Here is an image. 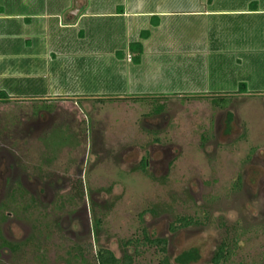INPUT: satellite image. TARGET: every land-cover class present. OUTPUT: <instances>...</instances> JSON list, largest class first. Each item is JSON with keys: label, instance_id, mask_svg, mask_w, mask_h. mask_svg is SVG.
Masks as SVG:
<instances>
[{"label": "rangeland", "instance_id": "1", "mask_svg": "<svg viewBox=\"0 0 264 264\" xmlns=\"http://www.w3.org/2000/svg\"><path fill=\"white\" fill-rule=\"evenodd\" d=\"M236 2L233 6L242 5ZM223 18L226 33L219 31L221 38L218 34L210 39L204 19L194 23L207 36V51L193 56L203 76L198 83L209 93L224 86L236 93L243 81L248 94L219 99H177L169 94L132 103L114 98L99 105L77 101L74 106L70 100H0V172L5 180L0 184V214L9 213L0 230L21 247L12 253L3 250L0 264H94L93 253L99 248L120 257L121 243L134 239L141 228L152 237L168 239L171 264L191 248L199 258L190 264H210L218 243L237 233L241 241L225 264H264V48L250 54V48H219L233 43L238 48L244 38L235 20L230 19L232 28L227 31L224 24L230 22ZM245 24L248 43L254 27L264 37V19L250 18ZM178 36L183 44L194 41L180 30ZM252 42L264 44L262 37ZM224 48V53H217ZM169 74L168 93L176 85L190 89ZM111 83L108 92L120 89ZM217 105L237 116L238 135L218 141L222 146H195L194 130L200 132L210 123ZM158 111L169 112L168 128L155 122L154 133L148 135L142 121ZM152 137L157 143L177 145L168 147L177 153L161 160L165 146H144ZM142 157L147 160L144 173L138 165ZM237 177L240 189L234 191ZM78 181L82 195L74 191ZM34 185L48 189L40 199L31 194ZM18 188L30 192L18 200ZM9 191L14 203H8ZM176 216L198 218L204 224L170 234L165 229ZM91 219L99 220L93 238ZM126 254L133 256L132 264H157L152 248L128 247Z\"/></svg>", "mask_w": 264, "mask_h": 264}, {"label": "crops", "instance_id": "2", "mask_svg": "<svg viewBox=\"0 0 264 264\" xmlns=\"http://www.w3.org/2000/svg\"><path fill=\"white\" fill-rule=\"evenodd\" d=\"M235 1L0 0V92L9 101L70 100L73 106L77 101L99 105L114 98L132 103L163 99L169 94L177 99L248 94L243 81L238 87L243 84L244 93L228 90L223 82L218 91L206 92L202 82L198 83L203 77L197 70L201 66L196 68L198 62L193 60L194 54L207 51V36L194 25L195 21L200 24V19L208 26L210 39L218 38L219 31L226 33L220 18L237 23L244 37L242 46L236 48L233 43L219 48H245V52L250 48L249 54L252 49L264 48V44L252 42L261 37L264 42L262 34L254 32L255 27L248 33L253 36L249 43L245 38V21L264 19V0H238L242 5L237 7L233 6ZM224 26L227 31L232 28L231 22ZM179 30L194 41L183 44ZM143 31L148 36L140 39ZM137 42L141 53L138 64H134L129 45ZM225 48L217 49V53H224ZM169 72L176 82H187L190 89L176 85L168 93L170 81L165 76ZM111 82L120 89L108 92L106 87ZM142 122L144 129L153 126L147 118Z\"/></svg>", "mask_w": 264, "mask_h": 264}, {"label": "flooded vegetation", "instance_id": "3", "mask_svg": "<svg viewBox=\"0 0 264 264\" xmlns=\"http://www.w3.org/2000/svg\"><path fill=\"white\" fill-rule=\"evenodd\" d=\"M217 107L216 108L218 110L215 111V114L213 115V118H209L210 123H208V124L204 123L202 128L200 129V132H197V131L194 130L195 134L193 135L192 138H194V140L196 141V142L193 143L195 146H222L221 144L218 143V141L223 142V141H225V139H227L229 137H231V140H233L232 139L233 136H235V134L238 135L239 132L236 131V128L238 127V126H236V123H237L236 118H237V116H234L233 112L227 111L226 106L219 108L220 106L217 105ZM168 119H169V112L168 111L162 112V114H160V112L158 111L157 114H155V116H152V118H150L149 120H150V122L152 124H154L156 122L155 123L156 126H159V125L163 126L164 125V128L165 127L168 128L167 125L169 123H165L166 121H169ZM204 119H206V118H204ZM149 128L150 129L148 130V133H147L148 135H150L149 134L150 132L154 133V131H155L154 128L151 129L150 126H149ZM155 134H153V135H155ZM239 136H241V138L244 137L241 134H239ZM179 137H181V134H179ZM192 138L190 140H193ZM157 142H155L154 141V137H152L150 139V142H148L144 146H165V148L160 151V153L162 155L161 156V160H163L165 158L167 159V157L169 159L171 154L175 155L177 153V152H173L172 153L168 149V147L177 146L175 144H172V142L171 143H167V144H161V143H157ZM167 150L170 151V152H168ZM250 159H252V157ZM142 161H144V165L146 167L147 166V162H146L147 160L144 157L140 158L138 165H140ZM4 166L7 167L8 165L5 163ZM5 174H6V171H5ZM2 175H3L2 172H0V181H1L0 184L1 183H5L4 177ZM20 182H21V184H23V181L20 180ZM240 183H241L240 182V177H237L236 181L232 184V189L234 191H237L238 189H240ZM17 186H19V185H17ZM73 187H74V191H75L76 194L81 193V195H82L83 186H81L79 184V181H78V184L75 182ZM34 188H35V185L33 187L34 191L31 192V194L34 197H35V195H38L39 199L41 198V194L48 190L47 188H44V187L42 189H40V188H35L34 189ZM0 191H2V190H0ZM9 192H10L9 198H11V199L8 200V203H10V202L14 203L15 199H13L14 197L11 196L12 192L11 191H9ZM29 192L30 191H28L26 189H22V191H21V189H19V191L17 193L18 200L22 198V194H28ZM48 194H51V192H48ZM84 200L86 201V198H84ZM23 207H24L23 210H25L26 209L25 206H23ZM0 208L3 209L4 206L1 205ZM8 215H9V213H6V212L4 214H2V213L0 214V225L5 223V221L8 219ZM180 219H184L185 222L188 223V224L182 226L181 221H179ZM95 220H97V219H95ZM95 220H92V219L90 220V235L92 236V238L95 236V232L97 230L96 228H98V225H99V224L95 225ZM202 224H204V222L202 220H199L198 218H192L190 216H176L175 218H173V221L170 224L167 225L165 230L167 232L169 231L170 234H174V233L178 232L179 230L190 228V227H199ZM56 226H59V224H57ZM232 228L235 229V227H232ZM223 229L228 231L226 229V227H224ZM143 233L148 238V240H149V242L151 244L143 239V237H142ZM39 234H40V232L37 233V237H38ZM242 235H243V232H242ZM240 237H241V233H237L235 235V237H233L232 239H230L228 237L222 239L218 243V245L216 246L215 250L213 251V254H212L211 259H210V264H213V259L219 253V251H221L222 256L224 257V259L219 261L218 264H225L226 262H228L234 256V251L237 249V247L239 245V242L241 241ZM168 244H169L168 239L159 238V237H152V236L147 234V232H146V230L144 228H141L139 230V235L138 236H136L134 239L124 240L121 243V247H123L124 249H123L122 254H121L120 257H116L111 251H109L107 249L99 248L93 253V262H94V264H98L97 263V254L99 252H100V254H102L103 251H109L112 254V256L116 260L119 261L117 264H123L124 263L123 257L125 255L130 257V262H131L130 264H132L133 256L132 255L130 256V255L126 254V249L128 247L135 248V249L137 247H147V248L154 249V251L156 252V256H157L156 263L157 264H160V260L163 259V258H166L168 263L171 264L170 261H169L168 255H167ZM20 248L21 247H17V245H15V244H11L8 241V239L4 237V232H2L0 230V254H1V252L3 250H6L7 252L12 253L15 249L16 250H20ZM162 248H163V251H161ZM189 252L193 253V255H190V258H191L190 260H188V261H186L184 263H180V262H176L175 261L177 258L182 260L184 258V254L185 253H189ZM198 258H199V255H198L197 250L194 249V248H191V249L184 250V251L180 252L179 254H177V256L174 258L173 261H174L175 264H190V263H195L198 260Z\"/></svg>", "mask_w": 264, "mask_h": 264}, {"label": "trees", "instance_id": "4", "mask_svg": "<svg viewBox=\"0 0 264 264\" xmlns=\"http://www.w3.org/2000/svg\"><path fill=\"white\" fill-rule=\"evenodd\" d=\"M151 25H156V22L155 21H151ZM147 36H148V32L147 31H143L140 34V39H144ZM129 50H130V52L133 53V57L131 59L132 63L138 64L139 56H140V53H141V45H140V43L137 42V43L130 44L129 45ZM239 89H241L240 93H244V85L243 84H239ZM4 98H6L5 94L0 92V99H4ZM139 170L141 172H143V173L145 172L144 161H142L141 164L139 165ZM179 221H181L182 226L188 224V223L185 222L184 219H180ZM97 224H99V220H95V225H97ZM142 237H143L144 240H146L148 243H150L148 238L145 236L144 233H143ZM161 251H163V248L161 249ZM190 255H193V253L192 252L185 253L184 254V258L182 260L177 258L175 261L176 262H180V263H184V262H186V261L191 259ZM123 259H124V263L123 264H130L131 263L130 262V257H128L127 255H125L123 257ZM223 259H224V257L222 256L221 251H219V253L213 259V264H218L219 261H221ZM118 262L119 261L116 260L109 251H103L102 254H100V252L97 254V263L98 264H117ZM160 264H169V263L166 260V258H163V259L160 260Z\"/></svg>", "mask_w": 264, "mask_h": 264}, {"label": "built area", "instance_id": "5", "mask_svg": "<svg viewBox=\"0 0 264 264\" xmlns=\"http://www.w3.org/2000/svg\"><path fill=\"white\" fill-rule=\"evenodd\" d=\"M126 59L129 60L130 59V56L129 55H126Z\"/></svg>", "mask_w": 264, "mask_h": 264}]
</instances>
